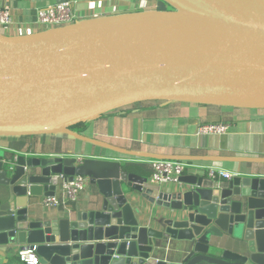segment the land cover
I'll list each match as a JSON object with an SVG mask.
<instances>
[{
	"label": "water",
	"instance_id": "95a60500",
	"mask_svg": "<svg viewBox=\"0 0 264 264\" xmlns=\"http://www.w3.org/2000/svg\"><path fill=\"white\" fill-rule=\"evenodd\" d=\"M162 1L172 10L1 36L0 137L72 133L145 102L264 109V0ZM129 168L52 155L1 159L0 248L37 246L41 264H264V179L182 176L163 190ZM75 177L95 191L85 210L30 215L37 199ZM142 200L160 211L153 221Z\"/></svg>",
	"mask_w": 264,
	"mask_h": 264
},
{
	"label": "crops",
	"instance_id": "0c3cea01",
	"mask_svg": "<svg viewBox=\"0 0 264 264\" xmlns=\"http://www.w3.org/2000/svg\"><path fill=\"white\" fill-rule=\"evenodd\" d=\"M76 1L78 22L158 11L159 7L158 0ZM52 5H56L55 0H39L34 3L29 0H0V7L11 11L15 23L11 27H0V37L30 36L46 31V28L36 26L37 11ZM215 124H228L230 131L225 135L199 133L201 126ZM71 132L73 134L65 132L41 136L0 137V160L10 155L32 154L35 157H72L78 161H117L129 166L130 172L149 178L145 170L138 166H149L148 161L156 158H170L196 166L187 169L184 176L210 178L207 168L213 167L232 176L264 179V109L182 102H145L110 112L72 128ZM178 187L179 185H168L163 190ZM94 194V188L87 182L76 200L64 204V194L59 190L56 194L61 201L58 208L43 206L44 198H40L35 201L39 213L30 215L40 220L55 219L65 214L74 215L89 206ZM141 205L146 209L148 222L160 214L155 206L144 200ZM18 251L20 250L16 247L0 248V264L7 262Z\"/></svg>",
	"mask_w": 264,
	"mask_h": 264
},
{
	"label": "built area",
	"instance_id": "2783aa9c",
	"mask_svg": "<svg viewBox=\"0 0 264 264\" xmlns=\"http://www.w3.org/2000/svg\"><path fill=\"white\" fill-rule=\"evenodd\" d=\"M76 3V0H67L61 4L38 9L36 26L55 29L75 23L78 20L75 12ZM13 25L15 23L11 11L0 7V27H11ZM230 128L228 124L204 125L199 128V133L202 135H225L230 131ZM79 162H83V160ZM148 163L152 166L153 173L148 178L147 184L159 189L168 185H179L180 179L184 176L186 170L196 167L184 161L173 159H153L148 161ZM207 172L212 179L228 180L234 177L225 171L213 167H208ZM58 179V177L53 178L52 182L54 185L58 184ZM87 182L88 179L85 177H75L72 182L65 181L59 184V190L64 194L63 203L67 204L68 201L76 200L79 193L85 189ZM60 204L61 201L57 196L44 198L42 201V205L47 208H58ZM17 255L26 264H41L40 257L37 254V246L28 248L25 251H18Z\"/></svg>",
	"mask_w": 264,
	"mask_h": 264
},
{
	"label": "trees",
	"instance_id": "16d2710c",
	"mask_svg": "<svg viewBox=\"0 0 264 264\" xmlns=\"http://www.w3.org/2000/svg\"><path fill=\"white\" fill-rule=\"evenodd\" d=\"M158 1H159L158 11H171L172 10L171 7L168 4H166L165 2H163L162 0H158ZM82 125L83 124H80L76 127H79ZM76 127H74V128H76ZM149 166L148 165H141V166H138V168L145 170V172L150 176L153 173V169H152V166L150 164H149ZM3 264H26V263L22 262L21 259L19 258V256L17 254H15V255L10 256L8 258L7 262H5Z\"/></svg>",
	"mask_w": 264,
	"mask_h": 264
},
{
	"label": "flooded vegetation",
	"instance_id": "af4514ba",
	"mask_svg": "<svg viewBox=\"0 0 264 264\" xmlns=\"http://www.w3.org/2000/svg\"><path fill=\"white\" fill-rule=\"evenodd\" d=\"M60 183L62 184L63 182H60ZM60 183H59V184H60ZM54 197H55V196H54Z\"/></svg>",
	"mask_w": 264,
	"mask_h": 264
}]
</instances>
